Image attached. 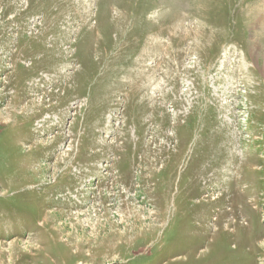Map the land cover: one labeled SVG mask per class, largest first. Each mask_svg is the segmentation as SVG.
Segmentation results:
<instances>
[{"label":"rangeland","instance_id":"374dc122","mask_svg":"<svg viewBox=\"0 0 264 264\" xmlns=\"http://www.w3.org/2000/svg\"><path fill=\"white\" fill-rule=\"evenodd\" d=\"M263 8L0 0V264H264Z\"/></svg>","mask_w":264,"mask_h":264},{"label":"bare ground","instance_id":"6f19581e","mask_svg":"<svg viewBox=\"0 0 264 264\" xmlns=\"http://www.w3.org/2000/svg\"><path fill=\"white\" fill-rule=\"evenodd\" d=\"M262 16H263V18H264V11H263V13H262ZM262 16H261V17H262ZM258 19H259V18H258ZM263 20H264V19H263ZM261 21H262V19L260 20V22H261ZM144 56H145V55H144ZM182 56H183V55H182ZM182 56H181V57H182ZM142 57H143V56H142ZM141 60H142V59H141ZM142 61H143V60H142ZM135 67H136V66H135ZM141 67H142V65H141ZM143 69H144V68H143ZM145 72H146V71H145ZM143 74H144V73H143ZM137 79H138V78H137Z\"/></svg>","mask_w":264,"mask_h":264}]
</instances>
